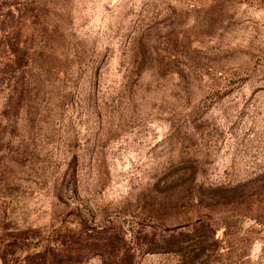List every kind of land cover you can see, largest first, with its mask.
Returning a JSON list of instances; mask_svg holds the SVG:
<instances>
[{
	"label": "rangeland",
	"instance_id": "374dc122",
	"mask_svg": "<svg viewBox=\"0 0 264 264\" xmlns=\"http://www.w3.org/2000/svg\"><path fill=\"white\" fill-rule=\"evenodd\" d=\"M0 264H264V0H0Z\"/></svg>",
	"mask_w": 264,
	"mask_h": 264
}]
</instances>
